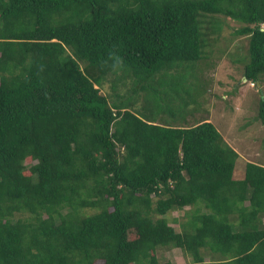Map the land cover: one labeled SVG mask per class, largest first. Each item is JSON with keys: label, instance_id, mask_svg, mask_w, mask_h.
<instances>
[{"label": "trees", "instance_id": "obj_1", "mask_svg": "<svg viewBox=\"0 0 264 264\" xmlns=\"http://www.w3.org/2000/svg\"><path fill=\"white\" fill-rule=\"evenodd\" d=\"M218 15L263 81L264 0H0V264H264V165L171 108Z\"/></svg>", "mask_w": 264, "mask_h": 264}, {"label": "rangeland", "instance_id": "obj_2", "mask_svg": "<svg viewBox=\"0 0 264 264\" xmlns=\"http://www.w3.org/2000/svg\"><path fill=\"white\" fill-rule=\"evenodd\" d=\"M218 16L222 19L218 42L204 47L198 63L179 69L184 82L172 86L179 92V97L171 108L176 119L190 112L186 115L189 124L204 118L214 125L223 140L238 154L233 170L234 178L238 179L242 177L245 161L264 165V125L257 117L258 103L264 101V79L254 83L244 80L241 67L244 61L240 59L245 52L246 39L230 35L238 24L228 17ZM163 74L167 77L166 73ZM106 91L103 90L104 93ZM187 100L191 111H188L187 103L184 104ZM166 216L169 222L172 217L177 221L184 220L182 210L171 211ZM172 226L179 229L176 223ZM157 258L159 264L165 261L170 264L187 262L178 248L158 249Z\"/></svg>", "mask_w": 264, "mask_h": 264}, {"label": "water", "instance_id": "obj_3", "mask_svg": "<svg viewBox=\"0 0 264 264\" xmlns=\"http://www.w3.org/2000/svg\"><path fill=\"white\" fill-rule=\"evenodd\" d=\"M245 80V79H244Z\"/></svg>", "mask_w": 264, "mask_h": 264}]
</instances>
